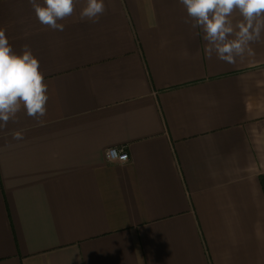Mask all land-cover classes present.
<instances>
[{
    "label": "crops",
    "instance_id": "obj_1",
    "mask_svg": "<svg viewBox=\"0 0 264 264\" xmlns=\"http://www.w3.org/2000/svg\"><path fill=\"white\" fill-rule=\"evenodd\" d=\"M104 2L53 31L0 0L49 96L0 129V264H264V36L229 64L178 0Z\"/></svg>",
    "mask_w": 264,
    "mask_h": 264
},
{
    "label": "clouds",
    "instance_id": "obj_2",
    "mask_svg": "<svg viewBox=\"0 0 264 264\" xmlns=\"http://www.w3.org/2000/svg\"><path fill=\"white\" fill-rule=\"evenodd\" d=\"M186 10L185 24L203 36L207 58L234 64L237 58L254 56L251 45L264 36V0H178ZM38 22L53 31H63L60 23L75 12L76 0H28ZM104 0H86L79 16L81 20L98 23L104 14ZM48 85L40 71L39 60L29 45L18 54L13 50L6 29L0 28V129L8 123H18L23 111L32 118L47 113ZM12 139L22 140L23 130L12 133Z\"/></svg>",
    "mask_w": 264,
    "mask_h": 264
},
{
    "label": "built area",
    "instance_id": "obj_3",
    "mask_svg": "<svg viewBox=\"0 0 264 264\" xmlns=\"http://www.w3.org/2000/svg\"><path fill=\"white\" fill-rule=\"evenodd\" d=\"M105 158L111 164H126L129 162V155L125 149L109 148L105 152Z\"/></svg>",
    "mask_w": 264,
    "mask_h": 264
},
{
    "label": "trees",
    "instance_id": "obj_4",
    "mask_svg": "<svg viewBox=\"0 0 264 264\" xmlns=\"http://www.w3.org/2000/svg\"><path fill=\"white\" fill-rule=\"evenodd\" d=\"M260 184H261V187H262V190L264 192V175L260 176Z\"/></svg>",
    "mask_w": 264,
    "mask_h": 264
}]
</instances>
